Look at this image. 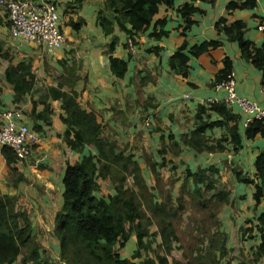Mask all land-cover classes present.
<instances>
[{
	"label": "trees",
	"instance_id": "16d2710c",
	"mask_svg": "<svg viewBox=\"0 0 264 264\" xmlns=\"http://www.w3.org/2000/svg\"><path fill=\"white\" fill-rule=\"evenodd\" d=\"M49 1L59 10L62 9L63 14H69L79 9L86 0ZM194 1L196 2L192 0L176 7L175 0H105L96 16V24L104 36L111 37L106 48L111 74L121 79L127 71V61L113 56L118 42L117 36L114 35L116 27L127 36V43L124 44L126 50L129 49V43L135 42L137 34L147 30L151 32L150 37L160 40L168 35L163 29L167 23L166 17L155 20L159 8L163 6L168 12H175L179 18L176 29L181 37L186 38L194 24L192 16L204 13L194 6ZM197 1L211 5L215 2ZM256 7V0H228L225 11L230 14L233 11H252ZM82 24L83 20L78 17L75 21L69 19L65 26L78 32ZM214 30L226 42L238 46L241 59L261 73V85L264 86V40L260 45L247 40L244 36L247 23L244 20L228 24L224 18H220L215 23ZM221 46V41L209 40L187 48L184 41L169 56V69L186 78L189 75V61L199 59L205 53L218 50ZM161 50L160 46H156L149 51L157 55ZM0 57L10 62V56L5 53L2 42ZM58 64L61 74L56 79L55 86H46L36 100L31 99L29 113L33 123L31 129L39 132L40 127L36 122L42 121L45 125H50V103L59 102L62 111L60 121L66 127L62 135L63 141L71 151L80 155L78 161L66 163L63 175V203L55 215L53 229V236L58 243L57 260H43L45 250L33 234L28 213L24 208L17 206L15 196L0 194V264H232L231 258L226 260L231 257L232 250L227 246L228 236L221 231L218 215L222 207L235 211L236 201L231 196L233 190L216 186L214 177L220 178L219 169L213 166L197 168L195 171L185 168L182 185L179 186V168L172 163L169 167L171 175L167 181L168 186L164 187L159 179L160 170L172 162L166 157L175 156L177 151L174 148L180 150L177 143L168 145L172 136H160V161L153 162L145 155L143 169L133 154H127L125 148L120 149L116 142L103 136L96 113L81 108L77 100L78 93L74 90L80 80L77 73L79 67L75 63L69 65L64 60L58 61ZM232 70V61L225 56L222 59V68L217 71L209 87L214 88L217 83L226 80ZM3 75L4 81L11 86L13 104L20 105L27 96H32L37 81L30 61L21 60L16 65L9 64ZM39 104L43 109L37 112L36 107ZM240 121V116L234 114L222 101L207 103L197 108L194 129L189 134L182 135L180 143L195 154H200L224 153L227 148L223 143L227 142L230 145L229 151L237 153L241 149L242 141ZM214 129H221L224 134L220 139L212 141L205 134ZM256 136L264 138V120H255L244 128L246 140H252ZM88 146L95 150V154L84 153ZM0 153L9 168L16 163L17 160L10 149L1 148ZM10 169L11 176H15V185L25 181L22 174H17L16 169ZM230 172L236 185L253 186L252 201L255 211L260 204L263 205L262 209L252 216L254 223L246 219L242 224L250 226L239 228L241 241L257 243H251L250 258L241 259L237 264L264 262V148L254 160L252 176L239 166H230ZM103 181L110 183L114 190L113 195H100V185ZM176 184L179 188L175 189L178 195L171 204ZM187 191L190 193L188 200L190 196L199 197L207 194L206 192H212L208 194L206 201L199 205V209L217 207L216 211H212L208 216L213 219L216 231L206 234L203 242L199 243L201 246L190 256H184L182 260H169L174 244L178 243L172 221L184 208L182 200ZM152 227H155L153 232Z\"/></svg>",
	"mask_w": 264,
	"mask_h": 264
},
{
	"label": "crops",
	"instance_id": "0c3cea01",
	"mask_svg": "<svg viewBox=\"0 0 264 264\" xmlns=\"http://www.w3.org/2000/svg\"><path fill=\"white\" fill-rule=\"evenodd\" d=\"M72 1L65 0V2ZM104 1L86 0L79 9L69 14H63V10H59L61 27L66 25L69 19L75 21L80 17L83 20L80 30L74 33L79 35L80 40H77L80 44L77 49L74 48L76 44L72 45L74 36L69 27L61 28L63 34L65 33V39L71 45L68 48H65L63 44L60 48L47 50L21 39L12 38L7 16L0 8V42L3 43L5 53L10 56V62L0 57V109L21 110V120L32 128V118L29 115L31 99L36 100L46 85L55 86L56 84H51L47 80L42 89L37 88L38 92L27 96L23 103L13 104V92L11 86L4 81L3 72L11 64L14 51L25 55L16 63L12 61V65H16L21 60L29 61L24 60L23 57L30 58L34 75L36 67L39 68L44 62L52 67H58L60 60H64L69 65L73 62L79 67L77 73L80 80L74 90L78 93L77 100L81 108L96 113L103 136L116 142L120 149L125 148L127 154H133L134 159L143 169L145 168L143 156L148 155L153 162H159L161 158L158 154L159 138L161 135L165 137L171 135L172 138L168 140V145L177 143L180 150L174 148L177 151L175 156L166 157L172 160L166 168H169L172 163L178 165L177 177H180L178 183L182 181L183 175L180 173L184 172L185 168L195 171L197 168L213 166L219 167V171L222 172L224 166L226 168L239 166L245 173L253 175L254 160L264 148V138L256 136L252 140L245 139L242 114L237 108H231L233 113L241 118L239 131L242 141L241 149L237 153L229 151L230 145L224 142L227 148L224 153L195 154L181 145L180 137L189 134L194 129V116L199 106H205L208 99L223 100L224 91L210 88L209 84L213 81L217 71L222 68V59L225 56L232 61L237 94L264 107V86L261 85V73L241 59L240 51L235 43L226 42L214 30V25L220 18L225 17L228 24L236 20H244L247 23L245 38L255 45H260L264 40V29L260 28L264 26V0H256L257 7L252 11H233L230 14L225 11L228 0H214L213 5L196 0L194 6L204 13L192 16L194 24L186 38L181 37L176 29L179 18L175 12L173 10L168 12L161 6L155 20L166 17L167 23L163 29L168 32V35L155 40L149 36L150 30H147L135 36V42L129 43L128 50L124 48L127 36L116 27L114 35L117 36L118 42L115 45L113 56L127 61V71L121 79L113 76L109 70V55L106 53V48L111 37L104 36L96 24V16ZM191 1L175 0V6ZM209 40L221 41L222 46L218 50L209 51L208 56L202 55L199 59L189 61V75L186 78L171 72L167 60L184 41L187 43V48H190ZM156 46L162 48L157 55L149 51ZM40 52L58 54L53 57L50 54L45 60ZM34 63L36 65H33ZM41 72L43 73V69ZM42 109L41 104L37 105V112ZM50 109L52 112L50 125L47 126L42 121L36 122L40 131L34 132L41 136V141L32 148L30 157L24 161H16L10 166L16 169L17 174H22L25 181L14 184L15 176H11V169L6 165L0 153V194L16 197L17 206L24 208L29 215L37 241L44 250L51 245L56 259L58 243L53 236V229L55 215L60 211L63 203V175L66 163L78 161L80 155L71 151L63 141L62 135L66 127L60 121L62 114L60 103L51 102ZM113 114L116 117H113ZM214 118L213 116L212 119ZM223 134V130L214 129L212 132H206L205 135L215 141ZM125 137V144L120 146L121 139ZM85 152L95 154V150L89 146L86 147ZM149 175L152 179L151 174ZM168 176L170 173L167 174ZM227 176L233 185L237 184L229 172ZM177 185L174 186L173 193L175 189H179ZM236 187L242 190L241 186L236 185ZM113 193L114 190L108 181L101 182L100 195L108 196ZM262 207L263 205L260 204L256 211L261 210ZM249 208L251 213L241 215L239 223L242 224L247 217L252 218L256 212L253 208L252 194ZM223 210L230 216L236 211L222 207L220 212ZM218 219L220 221V217ZM41 222L46 225L45 232L41 230ZM237 226L241 225L232 224L227 241L229 248L234 246L230 253V256L234 257L231 261L233 264H237L241 259L248 260L252 244L257 243L256 241L251 242L252 244L241 241ZM221 230H223L222 226ZM258 264H264V262L259 261Z\"/></svg>",
	"mask_w": 264,
	"mask_h": 264
},
{
	"label": "built area",
	"instance_id": "2783aa9c",
	"mask_svg": "<svg viewBox=\"0 0 264 264\" xmlns=\"http://www.w3.org/2000/svg\"><path fill=\"white\" fill-rule=\"evenodd\" d=\"M0 8L7 16L12 38L47 50L60 48L64 44L59 8L51 1L0 0ZM260 28L264 29V26ZM214 88L224 91V104L241 112L245 128L255 120H264V107L237 94L233 71ZM212 102L219 100H206V103ZM21 115L19 109H0V149H10L17 161L30 157L32 148L41 141V136L21 120Z\"/></svg>",
	"mask_w": 264,
	"mask_h": 264
},
{
	"label": "rangeland",
	"instance_id": "374dc122",
	"mask_svg": "<svg viewBox=\"0 0 264 264\" xmlns=\"http://www.w3.org/2000/svg\"><path fill=\"white\" fill-rule=\"evenodd\" d=\"M194 3H195V1L193 2V4ZM223 18L226 19L225 17H223ZM62 27L66 28L65 25ZM74 33L75 32L73 31L74 37L72 40V45L76 44L74 46V48L77 49V47L80 45L78 42L80 40H79V35H76ZM64 46H65V48H68L71 46L70 43L66 39H65ZM69 50H72V49H69ZM41 54H42V56H44L43 58H45V60H46V59H48V56L51 53L50 54L41 53ZM57 54L58 53L51 54L50 56L53 57L54 55H57ZM24 55L25 54H23L19 51H14L13 55L11 56L13 63H16L18 61V59H21L22 56H24ZM18 56H19V58H18ZM23 59L29 60V61L31 60L30 58H27V57H23ZM12 61H11V64H12ZM73 61H75V60H73ZM33 65H36V64L34 63ZM41 65L42 64H40L39 68H37V67H36V69L34 68L37 84L35 85V90L33 93L38 92L37 88L42 89L44 87V84H46L47 80H49L48 82H51V84H55L56 79L58 78V75L61 72L60 67L58 65L57 66L59 68L56 66L52 67L50 64H48L46 62H44L42 66ZM75 65H76V63H75ZM42 69H43V73L41 72ZM113 117H116V115L113 114ZM125 142H126V137L121 139L120 146L125 144ZM84 153H88V152L84 151ZM218 168L219 167H217V169ZM168 172L171 173L169 171V168H163L160 170L159 179L161 180V182H163L164 187L168 186L167 185L168 184L167 181H168V177H169V176L167 177V174H169ZM228 172L233 177V175L230 172V166L227 168L224 166V168H222V172H219L220 178L214 177V179L216 180V186L218 188H226L227 190H230V191L233 190L231 196L236 201V211H235L236 215L230 216L225 210L219 212L220 221L222 223V225L220 224V227L222 226V229H223L221 231L224 232L226 234V236H228L229 229L231 228L233 223L236 225H241L242 227L250 226L249 224L245 225V224L239 223V218L241 215L251 213V210L249 208L250 196H251V194L254 193V188L251 185L238 184L239 186L242 187V190H238L236 185H233L231 183V180L227 176ZM162 174H163V177H162ZM183 174H184V172L180 173V175H183ZM249 176H252V175H249ZM129 182H130V180H129ZM129 182L127 183L128 186L130 185ZM178 184H179V186H181L182 182H179ZM106 188L109 189V187H106ZM189 189H191V186L189 187ZM206 193L207 194L199 195V197H191L190 196V198L188 200L187 197H188V195H190V193L188 191L185 192V198L182 200V201H184L183 202L184 208H182L177 213L176 218L172 221L173 225L175 227L178 243L174 244V249L171 252V255L169 256V260L171 258H174L177 260H182L184 256H190L194 252V250H196L199 246H201L200 244L203 242V240L207 236L206 234L209 235V232L211 233V232L216 231V228L213 224V219L208 218V216H209V213H211L212 211H214V210L216 211L217 207L213 206V207H210L206 210H200L199 209V205L201 203H203L204 201H206L205 200L206 197L208 196V194H210L212 192H209V193L206 192ZM177 195H178L177 191L175 193H172V196L174 198H172L171 204L175 202V197H177ZM247 219L254 223V217H252V218L247 217ZM29 220H30V218H29ZM40 225H41L42 232H45L46 231V227H45L46 225H44L43 222H41ZM238 228H240V227H238ZM154 230H155V227H152L151 231L153 232ZM50 246L51 245L46 247L45 254L43 255L44 261H49V260L54 261V259H55L54 258L55 251ZM233 247L234 246H231V248H233ZM233 258L234 257H227L226 260L230 259L232 261ZM55 260H57V258Z\"/></svg>",
	"mask_w": 264,
	"mask_h": 264
},
{
	"label": "water",
	"instance_id": "95a60500",
	"mask_svg": "<svg viewBox=\"0 0 264 264\" xmlns=\"http://www.w3.org/2000/svg\"><path fill=\"white\" fill-rule=\"evenodd\" d=\"M204 55L208 56V54H207V53H206V54H204Z\"/></svg>",
	"mask_w": 264,
	"mask_h": 264
}]
</instances>
